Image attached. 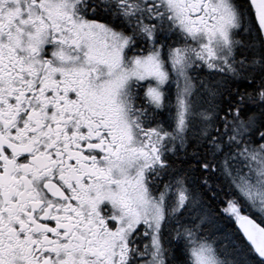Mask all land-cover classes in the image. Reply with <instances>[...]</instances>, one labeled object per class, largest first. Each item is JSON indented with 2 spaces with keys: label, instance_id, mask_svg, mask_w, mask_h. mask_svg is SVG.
<instances>
[{
  "label": "snow or ice",
  "instance_id": "1",
  "mask_svg": "<svg viewBox=\"0 0 264 264\" xmlns=\"http://www.w3.org/2000/svg\"><path fill=\"white\" fill-rule=\"evenodd\" d=\"M0 264H264V0H0Z\"/></svg>",
  "mask_w": 264,
  "mask_h": 264
},
{
  "label": "trees",
  "instance_id": "2",
  "mask_svg": "<svg viewBox=\"0 0 264 264\" xmlns=\"http://www.w3.org/2000/svg\"><path fill=\"white\" fill-rule=\"evenodd\" d=\"M221 224L227 229H233V230L237 229L234 221H229L225 219L221 221Z\"/></svg>",
  "mask_w": 264,
  "mask_h": 264
},
{
  "label": "water",
  "instance_id": "3",
  "mask_svg": "<svg viewBox=\"0 0 264 264\" xmlns=\"http://www.w3.org/2000/svg\"><path fill=\"white\" fill-rule=\"evenodd\" d=\"M237 227V226H236Z\"/></svg>",
  "mask_w": 264,
  "mask_h": 264
}]
</instances>
